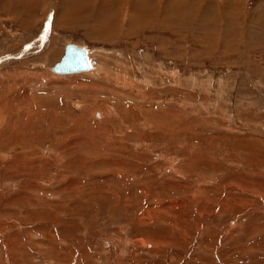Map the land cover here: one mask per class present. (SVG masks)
Returning <instances> with one entry per match:
<instances>
[{
    "label": "rangeland",
    "instance_id": "rangeland-1",
    "mask_svg": "<svg viewBox=\"0 0 264 264\" xmlns=\"http://www.w3.org/2000/svg\"><path fill=\"white\" fill-rule=\"evenodd\" d=\"M263 10L0 0V264H264Z\"/></svg>",
    "mask_w": 264,
    "mask_h": 264
},
{
    "label": "water",
    "instance_id": "water-1",
    "mask_svg": "<svg viewBox=\"0 0 264 264\" xmlns=\"http://www.w3.org/2000/svg\"><path fill=\"white\" fill-rule=\"evenodd\" d=\"M87 52L73 44H67L62 59L53 67V71L59 74L81 72L90 68Z\"/></svg>",
    "mask_w": 264,
    "mask_h": 264
},
{
    "label": "bare ground",
    "instance_id": "bare-ground-1",
    "mask_svg": "<svg viewBox=\"0 0 264 264\" xmlns=\"http://www.w3.org/2000/svg\"><path fill=\"white\" fill-rule=\"evenodd\" d=\"M127 6V5H126ZM239 7V6H238ZM262 8V7H261ZM264 11V10H263ZM263 16V15H262ZM250 28V27H249ZM250 30V29H249ZM263 30H264V27H263ZM249 33V32H248ZM253 37V36H252ZM255 37V36H254ZM262 39H263V37H261ZM261 38H259V39H261ZM264 42V41H263ZM241 43V42H240ZM243 43V42H242ZM254 44H256V43H254ZM78 47V46H77ZM80 48V47H79ZM255 48V47H254ZM81 49H83V48H81ZM85 50V49H84ZM86 52H87V59H88V62H89V64H90V68L89 69H87V70H85V71H81V72H73V73H69V74H75V73H83V72H88V71H90L91 70V68H92V63H91V60L89 59V56H88V51L86 50ZM170 56V55H169ZM123 70H124V68H123ZM55 73V72H54ZM56 74H58V73H56ZM69 74H66V75H69ZM59 75H64V74H59ZM67 81L66 80H63V83H61V84H65ZM4 104V106L7 108L6 110H8V111H12L13 109H11V108H9V107H7L6 106V104L5 103H3ZM3 106V105H2ZM95 112V111H94ZM96 112H98V111H96ZM101 112V111H100ZM151 112H153V111H151ZM102 112L101 113H97L96 115V117L97 118H100V119H102ZM2 115V116H1ZM0 115V120H1V117H4L3 116V113ZM158 122V121H157ZM152 124V123H151ZM160 125V124H159ZM162 125V124H161ZM163 127V126H162ZM162 127H161V129H162ZM160 128V127H159ZM167 128V127H166ZM165 129V128H164ZM169 129V128H168ZM166 131H168L167 129H166ZM169 133V132H168ZM147 136V135H146ZM2 138V136H0V139ZM174 163V162H173ZM173 166V165H172ZM144 217V216H143ZM143 218H141V220H142ZM198 226V225H197ZM203 226H204V224H203ZM201 228V227H200ZM200 228L198 229V231H200ZM201 230H202V228H201ZM201 234V233H200ZM184 234H182V236H183ZM114 239V238H113ZM113 239H109V240H113ZM107 240H108V238H106V239H104L103 241L104 242H106V243H104V244H109V242H107ZM117 240V239H116ZM141 240V239H140ZM114 241V240H113ZM115 242V241H114ZM139 242H141L142 244H141V246L143 247V248H145V246H149V248H156V244H155V241H152L151 243H147L144 239L143 240H141V241H139ZM120 243H121V241H119V246H120ZM137 243L138 242H136V246H137ZM122 244V243H121ZM158 244V243H157ZM116 245V244H115ZM113 246V245H112ZM123 245H121L120 246V248L117 250H114V251H111V254H113L112 256H108L109 258H108V260H109V262H108V264H118L117 263V260L115 261V257H117L116 255H118L119 253H118V251L119 252H121L122 251V249H121V247H122ZM116 247H117V245H116ZM158 248H156V251L158 252ZM148 252L147 253H149L150 251L149 250H147ZM7 253V252H6ZM123 254V253H122ZM132 255H133V257L135 258V254L134 253H131ZM119 257V256H118ZM133 258V259H134ZM171 258V257H170ZM138 260H140V259H138ZM170 260H172V259H170ZM176 262V261H175ZM121 263H123V261L121 262ZM130 264H135L134 262L133 263H130Z\"/></svg>",
    "mask_w": 264,
    "mask_h": 264
}]
</instances>
